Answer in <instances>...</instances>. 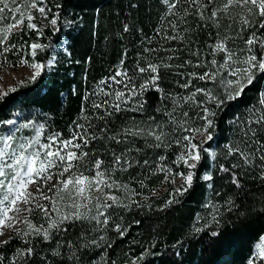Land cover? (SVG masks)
<instances>
[{
	"label": "trees",
	"instance_id": "trees-1",
	"mask_svg": "<svg viewBox=\"0 0 264 264\" xmlns=\"http://www.w3.org/2000/svg\"><path fill=\"white\" fill-rule=\"evenodd\" d=\"M23 3L16 0L12 4L9 0V9ZM37 3L45 8L46 24L37 9H29L36 28H28L25 16L19 28L13 27L5 43L0 44V52L9 48L0 55V71L32 63L44 65L35 80L28 79L0 97V121L16 122L0 123V136L14 134L16 148L33 140L38 129L41 143H48V137L57 133L60 140L71 139L74 132L86 129L90 142L82 150L89 155L79 171L92 176L94 171L89 169L93 162L102 160V169H108L110 179L126 186L106 192L129 207L113 205L104 210L109 217L107 226L94 220L65 222L50 231L49 240L34 232L24 236L22 230H16L5 240L8 243L0 244L3 264H264L259 249L264 242V162L260 160L264 151H258L264 144V130L259 124L247 123L264 114V104L260 103L264 99V73L257 72L242 95L219 108L202 93L196 94L195 102L184 99L196 88H206L212 95L224 98L228 81L236 79L231 67L222 69L215 82L191 78L189 73L215 71L208 63L213 58L217 67L224 64V52L211 54L220 42L241 61L253 54L260 58L264 55L259 43L264 41V27L260 26L264 17L251 15L246 7L239 6L231 7L227 13L217 11L225 0H202L206 7L190 0H169L176 3L172 9L164 0ZM25 7L26 4L21 11ZM9 9L0 19V37L3 29L21 19L19 13ZM213 11H217L216 17H212ZM244 18L250 24H244ZM53 19L55 25L50 22ZM177 34V39L166 38ZM248 39L257 41L251 52ZM33 44L43 46L35 50V56ZM149 63L159 66L157 83L163 91L149 85L142 95L131 97L125 84L138 90L149 74L140 73L137 65L146 67ZM202 63L207 67L193 66ZM118 71H127L131 82L117 83L121 80L115 76ZM186 81L191 87L181 86ZM117 91H124L129 100L121 103L120 111L110 107L117 103ZM141 102L142 110H132ZM93 103L102 107L93 108ZM204 108L215 112L209 117L214 122L208 129L212 139L205 141L202 137L207 133L184 130L204 127ZM157 124L162 129L156 128ZM78 125H84V129ZM127 128L157 133L162 130V143L147 135L125 137L122 133ZM249 128L256 130L255 135L249 132L245 137L244 131ZM93 135L97 138L91 139ZM114 135L120 143L109 139ZM183 136L194 137L192 143L198 146L201 159L193 169L178 160L188 143ZM225 145H238L249 154V162L238 154L228 155ZM113 153L121 157L120 164L115 163ZM233 164L238 166L233 168ZM221 165L229 171H221ZM190 171L195 173L191 187L183 194L177 193L167 178L181 174L184 177ZM208 175L211 180L204 179ZM233 177L239 187L232 183ZM164 186L165 191L157 195ZM95 214L93 208L90 215ZM32 222L36 228L49 227L48 219L40 212L32 215ZM117 226L119 232L115 230ZM29 248L31 256L26 254Z\"/></svg>",
	"mask_w": 264,
	"mask_h": 264
},
{
	"label": "snow or ice",
	"instance_id": "snow-or-ice-1",
	"mask_svg": "<svg viewBox=\"0 0 264 264\" xmlns=\"http://www.w3.org/2000/svg\"><path fill=\"white\" fill-rule=\"evenodd\" d=\"M42 2V0H40ZM193 4H200L202 7H206L205 4H202V0H190ZM213 0H208V3H212ZM12 4L16 3V0H11ZM164 3L169 5V9L175 8L176 3H179V0H176V3H169V0H164ZM26 7L24 11H21V7ZM0 19H3L2 15L5 12V9H9V0H0ZM233 6H239L241 8H247V12L251 15H257L260 17H264V0H225L222 8H219L217 11H223L227 13L228 10ZM29 9H37L41 14L45 13L44 7H38L37 0H24V3L21 6L14 7L9 9L10 11H14L20 14L21 19L5 29H3L2 37H0V44L5 43L7 39V34L11 32L13 27H16L19 23H23L25 16L27 17L28 28L35 29L36 25L32 24L33 16L31 15ZM217 11L212 12V17H216ZM201 18H203L202 12ZM53 25L56 24V20L53 19L50 21ZM243 23L248 25L250 21L247 18H244ZM264 27V23L260 25ZM127 31V27L125 28ZM167 39H177V36L166 37ZM257 43L254 39H248L246 44L249 46V52H251V46ZM260 46L264 47V41H260ZM14 47V45L12 46ZM32 55L35 56L36 49H42L43 46L39 44L31 45ZM9 51V48H4L3 52H0V55H3L4 52ZM224 52L225 53V63L221 64L217 67L216 59L210 60L208 63L215 69V71H206L203 74H198L196 72L189 73V76L194 79H199L200 81H212L215 82L216 77L221 74L222 69H227L231 67V74L236 77L235 80L228 81V87L225 89L224 98L220 99L217 96L211 94V91L206 88H196L195 91L185 97V101H193L195 102V96L197 93H202L204 97H206L210 102L216 104V107L219 108L228 100H235L240 95L243 94L244 89L250 85L257 72L264 73V55L260 58H257L256 55H249L242 61L239 60L238 57L234 56V53L228 49L224 42L217 43L212 50V55L214 56L216 52ZM199 55V53H195ZM26 63V61L24 62ZM190 63V62H189ZM241 64L243 67H232V65ZM166 67H171V65H165ZM194 67H207L206 64H197L193 65ZM28 67L35 69L34 76L32 80H35L40 75V70L44 68L42 64H28ZM137 69L140 73H148V81L142 85H140L139 89L129 87V84H125V87L129 89V95L131 97H135L137 95H142L145 91L148 90L149 85L155 88L156 91L162 92L163 90L159 88L158 81L160 79L159 76V66L156 64L149 63L146 67H140L137 65ZM115 76H120L121 80L116 81L117 83L124 84L127 80L129 83L131 82V77L128 76L127 71H118ZM115 76L112 78L115 80ZM102 83H106V81H102ZM184 88L191 87L190 82L186 81L183 85ZM7 95V93H4ZM105 95H109V93H105ZM115 99L117 103L110 105V107L114 108L116 111H120L121 103H128L129 100L126 99V94L124 91H117L114 93ZM261 104H264V99H261ZM93 108H101V104L93 103ZM143 103L139 104L137 109L132 110H142ZM205 115L201 117L206 123L202 128L196 129H187L185 131H192L194 133H199L200 135H204L207 133V140L212 139V135L208 132L209 128L214 126L213 120L209 119V117L215 116V112L211 111L207 108L203 109ZM111 115V113H109ZM184 116H187V113H183ZM171 118V117H170ZM87 119V117H85ZM150 119H155L154 117H150ZM0 123H4L7 125H13L16 122L14 120L8 119L0 121ZM247 123L259 124L261 125L262 130H264V114L258 116L255 120H249ZM30 125H24V127H28ZM77 127L84 129V125H78ZM156 128H161L162 126L157 124ZM182 127V125H181ZM39 129L37 136L28 141L27 143L19 144L16 148L12 147L14 142L13 135L0 136V192H3L2 198H0V236L4 235L3 229L5 227H14V222H18V218L21 212H31L32 208L26 207L21 208L20 205H34L36 208H39L45 218L49 221L48 229L36 228L27 218L25 217L24 223L27 225L29 231L24 232L23 235L27 236L30 233L34 232L37 235H42L44 240L50 239V231L54 229H59L60 225L65 222H71L76 220H94L97 224H103L107 226L109 217L105 214L107 208L116 206H124L129 207V205H122L120 200L115 195H110L106 192V190H110L113 187L119 189L121 186L117 184L115 181L110 179V172L108 169H102L103 161L100 159H96L92 164V169L90 171H94V175L87 176L83 172L79 171L80 164L83 162L84 158L89 155L88 152L82 150L83 147H86L90 138L87 134V130L85 129L83 133L74 132L72 134L71 139L60 140L59 134H55L53 136L48 137V143H41V138L39 135ZM255 129L249 128L244 131V136L247 137L249 132L252 135H255ZM125 137L127 136H151L154 137L155 141L162 143V137L164 136V132L161 130L159 133L152 129H132L127 128L123 130L122 133ZM97 138L95 135L91 136V139ZM194 137L183 136L182 140L187 141V145L185 146L186 152L181 154L178 157L179 161H183L186 167L189 169H193L199 163L201 157L199 151H197V144L192 143ZM109 139L114 140L116 143H120L121 141L117 139V136H111ZM79 140L81 143H77ZM180 143V141H176ZM160 143H157L156 146L159 147ZM253 143L259 144V141H253ZM228 149V155L238 154L244 161L249 162V154L242 150L238 145L233 147L231 145H225ZM139 149H137L138 151ZM258 151H264V144L260 145V149ZM115 158V163H121V157L116 156L113 153ZM215 158L213 154V159ZM260 160L264 162V155L260 156ZM192 161V163H189ZM238 165L233 164L232 167L235 168ZM264 167V164H262ZM53 169L56 171L53 172ZM75 169V171H73ZM126 170V169H123ZM220 170L224 172H228L229 169L224 168L223 165L220 166ZM165 171L170 172V169ZM182 175V174H181ZM195 173L189 172L186 176L183 177L184 185L181 188L177 189L176 192L179 194H183L184 191H187L189 187H191L193 182V176ZM56 179L55 183L49 185V182ZM262 178H264V173H262ZM204 179L211 180L212 177L210 175L205 176ZM174 182V181H173ZM232 183L236 184L239 187L238 180L233 177ZM35 185L36 193L39 195H34L32 192L28 191L29 186ZM47 187L49 192H54V196H48L44 193L43 189ZM6 189V191H4ZM95 193H99V195H95ZM41 199L48 200L51 205V212L56 213V218H52L49 208L43 204H40L39 201ZM67 201V203H65ZM93 201L95 203L93 204ZM103 201V202H101ZM111 201V203H108ZM172 203V201H169ZM231 204V201H228ZM92 205L93 207H89ZM71 209V211L65 212L64 209ZM93 208L95 209V215H90L92 213ZM84 209V211H81ZM231 210V209H229ZM9 213H15V215L10 216ZM103 216L104 219L101 221L100 217ZM116 231H120L119 226L116 227ZM200 230V229H198ZM212 235H217V233L213 232ZM95 243V241H92ZM4 243H8V241H4ZM260 255L264 256V242L259 245ZM26 254L31 256L32 249H28ZM58 255L59 253H54ZM24 255V253H22ZM3 256H0V264H3ZM12 264H15V261H12Z\"/></svg>",
	"mask_w": 264,
	"mask_h": 264
},
{
	"label": "rangeland",
	"instance_id": "rangeland-1",
	"mask_svg": "<svg viewBox=\"0 0 264 264\" xmlns=\"http://www.w3.org/2000/svg\"><path fill=\"white\" fill-rule=\"evenodd\" d=\"M46 17H47L46 13L42 14V20H43L44 25L46 24ZM17 28H19V25H17L13 29H17ZM35 71H36L35 69L28 67V65H21L17 69L6 68L0 71V97L3 96L4 93H8L10 90L22 84L26 80L32 79ZM206 139H207V136L202 137L203 141H205ZM12 147L14 148V144H12ZM167 179H168L167 182L168 183L172 182L176 189H179L181 188L182 185H184V179H183V176L181 175L177 177L169 176ZM52 183L54 182L53 181L49 182V185ZM35 188H36L35 185H31L29 186L28 191L38 196L39 193H36ZM165 189H166V186L162 187L160 190L156 192V194L159 195L163 193ZM4 191H6V189ZM43 191L48 196H54V192H49L47 190V187H45ZM95 194L98 195L99 193H95ZM0 196H3V192H0ZM39 203L47 206L49 208L52 218H56V213L51 212V205L48 200L41 199ZM65 203H67V201H65ZM20 207L21 208L29 207V208H32V211L31 212H21L18 218V222H14V227H5L3 229L4 235L0 236V244L3 243L10 236V234L16 230H22L23 233L29 231L27 225L24 223L25 217L27 218V220H29L34 225V223L32 222V215L37 212H40L41 214H43V212L39 208H36L34 205L26 206V205L21 204ZM64 211L68 212V211H71V209L65 208ZM81 211H83V209ZM9 215L12 216V215H15V213H9Z\"/></svg>",
	"mask_w": 264,
	"mask_h": 264
}]
</instances>
